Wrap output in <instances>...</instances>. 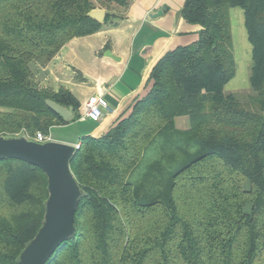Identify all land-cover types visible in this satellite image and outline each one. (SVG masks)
<instances>
[{"label":"trees","instance_id":"1","mask_svg":"<svg viewBox=\"0 0 264 264\" xmlns=\"http://www.w3.org/2000/svg\"><path fill=\"white\" fill-rule=\"evenodd\" d=\"M132 0H0V135H49L69 121L47 106L80 102L41 89L45 66L73 37L98 32V7ZM244 10L253 64L246 99L236 74L230 9ZM198 38L166 52L147 92L103 136H83L70 162L85 192L75 236L46 264H264V0H186ZM190 127H175L177 117ZM44 171L0 161V264H17L44 219Z\"/></svg>","mask_w":264,"mask_h":264},{"label":"crops","instance_id":"2","mask_svg":"<svg viewBox=\"0 0 264 264\" xmlns=\"http://www.w3.org/2000/svg\"><path fill=\"white\" fill-rule=\"evenodd\" d=\"M185 1L132 0L125 8L115 3L103 6L98 3L97 10L112 14L108 23L98 32L73 37L47 65H33L36 86L54 92L66 88L80 102L79 117L74 118L73 112L68 124L53 126L49 132L51 140L76 146L83 136H103L121 116L129 113L136 100L146 94L151 72L160 58L198 38L201 27L188 23L180 15ZM160 10L163 14L156 17ZM245 18L242 8L230 9L236 74L226 84L225 91L240 99L252 94L253 48ZM235 34L245 49L236 45ZM239 66L244 74L241 77ZM93 96L104 97L111 108L104 111L99 121L86 117V105ZM183 117H177L175 123ZM180 121L184 130L190 127V121Z\"/></svg>","mask_w":264,"mask_h":264},{"label":"water","instance_id":"3","mask_svg":"<svg viewBox=\"0 0 264 264\" xmlns=\"http://www.w3.org/2000/svg\"><path fill=\"white\" fill-rule=\"evenodd\" d=\"M162 14L163 10H160L156 17ZM89 16L103 22L106 12L94 9ZM46 103L65 121L73 116L72 107L67 108L53 100ZM76 149L77 146L53 140L40 143L23 135H0V161L17 159L41 168L49 186L42 224L19 254L17 264H46L60 245L75 236V212L85 197L70 168Z\"/></svg>","mask_w":264,"mask_h":264},{"label":"built area","instance_id":"4","mask_svg":"<svg viewBox=\"0 0 264 264\" xmlns=\"http://www.w3.org/2000/svg\"><path fill=\"white\" fill-rule=\"evenodd\" d=\"M108 102L105 100L102 96H93L91 97L86 105V117H88L90 120L93 121H99L103 115L104 111H110L111 108L107 104ZM27 139H31L35 142L44 143L51 140V136L44 134L43 132H36V134L33 137H30L28 135H23ZM78 147V145H76Z\"/></svg>","mask_w":264,"mask_h":264},{"label":"rangeland","instance_id":"5","mask_svg":"<svg viewBox=\"0 0 264 264\" xmlns=\"http://www.w3.org/2000/svg\"><path fill=\"white\" fill-rule=\"evenodd\" d=\"M235 37H236V45H239V47H240V49H245V44H242V42H241V39H239V37H237V34H235ZM242 69H241V67L239 66V77H241V76H243L244 74L242 73V71H241ZM244 99H246V97H244ZM184 119H180V120H188L189 121V119H186V118H188V117H183ZM179 120V122H177V124L175 123V127L177 128V129H179V130H184V128L181 126V122L182 121H180ZM53 133H55V131L53 132ZM54 136H55V134H54Z\"/></svg>","mask_w":264,"mask_h":264}]
</instances>
